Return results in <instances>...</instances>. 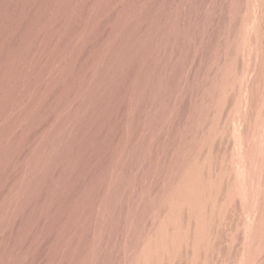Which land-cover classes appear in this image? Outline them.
Instances as JSON below:
<instances>
[{"label": "rangeland", "instance_id": "1", "mask_svg": "<svg viewBox=\"0 0 264 264\" xmlns=\"http://www.w3.org/2000/svg\"><path fill=\"white\" fill-rule=\"evenodd\" d=\"M149 4L0 0V264H123L207 49Z\"/></svg>", "mask_w": 264, "mask_h": 264}, {"label": "bare ground", "instance_id": "2", "mask_svg": "<svg viewBox=\"0 0 264 264\" xmlns=\"http://www.w3.org/2000/svg\"><path fill=\"white\" fill-rule=\"evenodd\" d=\"M148 13L152 32L179 27L207 49L123 264H216L238 232L231 264H264V0H150Z\"/></svg>", "mask_w": 264, "mask_h": 264}]
</instances>
